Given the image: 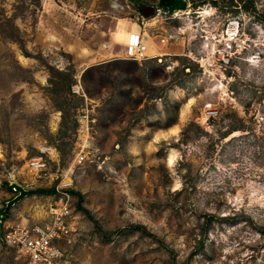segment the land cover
I'll return each instance as SVG.
<instances>
[{
  "label": "rangeland",
  "instance_id": "1",
  "mask_svg": "<svg viewBox=\"0 0 264 264\" xmlns=\"http://www.w3.org/2000/svg\"><path fill=\"white\" fill-rule=\"evenodd\" d=\"M182 1L0 0V216L10 182L28 193L9 221L67 193L70 264H264V0ZM43 148L46 180L27 166Z\"/></svg>",
  "mask_w": 264,
  "mask_h": 264
},
{
  "label": "built area",
  "instance_id": "2",
  "mask_svg": "<svg viewBox=\"0 0 264 264\" xmlns=\"http://www.w3.org/2000/svg\"><path fill=\"white\" fill-rule=\"evenodd\" d=\"M238 34L234 24H230L227 37L232 41ZM230 41V42H231ZM139 34L131 36L128 44V58L144 60L146 56ZM43 148L40 155L28 161L27 166L37 178H50L47 153ZM47 218L39 224H28L23 219L6 220L0 216V249L10 248L20 253L27 264H70L59 248V242H70L78 233L79 224L67 193L58 191L57 198L48 206Z\"/></svg>",
  "mask_w": 264,
  "mask_h": 264
},
{
  "label": "trees",
  "instance_id": "3",
  "mask_svg": "<svg viewBox=\"0 0 264 264\" xmlns=\"http://www.w3.org/2000/svg\"><path fill=\"white\" fill-rule=\"evenodd\" d=\"M135 3H137L139 0H131ZM160 5L166 9L167 12L172 13L175 10H181L183 8H185V3L182 0H161ZM52 72H54L56 74V81H53L52 79H50L51 85L53 86L52 88V92L54 94H57L59 92V88L65 91L67 90L69 92L71 84H72V72L68 71V72H61V71H57V70H53ZM66 82V83H64ZM66 98H63L61 100V102H58L55 104V106L59 109V111L62 112V114L64 115L66 112L65 110L62 108V105L65 103ZM40 194H53L55 193V189H51V190H38L37 191ZM5 214H1V216L4 217ZM204 241L203 236H201L199 242L200 244H202Z\"/></svg>",
  "mask_w": 264,
  "mask_h": 264
},
{
  "label": "water",
  "instance_id": "4",
  "mask_svg": "<svg viewBox=\"0 0 264 264\" xmlns=\"http://www.w3.org/2000/svg\"><path fill=\"white\" fill-rule=\"evenodd\" d=\"M7 187L9 189H11L12 191H14L16 193V195L11 198L10 200L6 201L5 206H4V213H8L10 208L15 205L17 202H19L20 200H22L23 198H25L27 196V190L22 187L21 185L15 183V182H10L9 184H7Z\"/></svg>",
  "mask_w": 264,
  "mask_h": 264
},
{
  "label": "bare ground",
  "instance_id": "5",
  "mask_svg": "<svg viewBox=\"0 0 264 264\" xmlns=\"http://www.w3.org/2000/svg\"><path fill=\"white\" fill-rule=\"evenodd\" d=\"M132 35H134V33H127V37H126V38H128L129 36H130V38H131ZM130 38H129V40H130ZM172 160H173V157L170 156V157H169V162L171 163Z\"/></svg>",
  "mask_w": 264,
  "mask_h": 264
},
{
  "label": "crops",
  "instance_id": "6",
  "mask_svg": "<svg viewBox=\"0 0 264 264\" xmlns=\"http://www.w3.org/2000/svg\"><path fill=\"white\" fill-rule=\"evenodd\" d=\"M129 38H130V36L126 39V42H127L128 44H129V41H130Z\"/></svg>",
  "mask_w": 264,
  "mask_h": 264
}]
</instances>
